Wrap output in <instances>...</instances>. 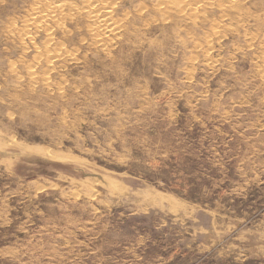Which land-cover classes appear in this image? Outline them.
Returning <instances> with one entry per match:
<instances>
[{
	"label": "rangeland",
	"instance_id": "1",
	"mask_svg": "<svg viewBox=\"0 0 264 264\" xmlns=\"http://www.w3.org/2000/svg\"><path fill=\"white\" fill-rule=\"evenodd\" d=\"M85 1L0 0V264H264V0Z\"/></svg>",
	"mask_w": 264,
	"mask_h": 264
},
{
	"label": "bare ground",
	"instance_id": "2",
	"mask_svg": "<svg viewBox=\"0 0 264 264\" xmlns=\"http://www.w3.org/2000/svg\"><path fill=\"white\" fill-rule=\"evenodd\" d=\"M94 0H89V1H85V2H88V3H86L85 4V6H84V10H85V12H86V14H85V16H84V18L85 19H87V21L88 22H90V24H91V26H90V28L88 29H86V30H88L89 31V33H90V35H92L93 37L92 38H98L97 40H99V39H103V38H106V37H108L109 35H111V34H115V30H117V29H119V28H121V25H122V23H119L120 21H118L117 19H114V18H109L110 16H109V13H110V11H108L107 10V13H105V14H102L101 12H99V8L100 7H98V5L96 4L97 2H93ZM102 1H104V0H102ZM202 1V8H205V6H207V3L208 2H214V4L216 3V5H217V7H220V9L223 11V12H227V14H224L223 15V17H228L229 15H231L232 14V12H234V10L235 9H240L241 7H240V0H201ZM244 1V0H243ZM98 2H101V1H99L98 0ZM104 2H106V1H104ZM185 0L183 1V0H159L158 1V5H160V6H162V5H168L167 7L169 8V10H171V11H174V12H176V14L177 15H179V16H181L182 18L184 17V16H187V13H188V18L190 19V17H191V14L193 15V14H195L194 13V11H196V10H198V8H196V7H190V6H187V8H186V5L187 4H185ZM189 2H190V0H189ZM263 2V1H262ZM103 3V2H102ZM107 3V2H106ZM209 3V4H210ZM242 3V2H241ZM82 4H84V1H83V3ZM104 4V3H103ZM107 4H109V3H107ZM155 4H156V2L154 3V6H155ZM208 4V5H209ZM259 4V3H258ZM33 5H34V7H38V6H40V5H47L46 7H44L43 9H42V11H40L41 9H40V7L38 8V10L37 9H33V13H32V11L31 12H29V13H32V16H34L33 18L31 17V18H29V19H27L28 21L30 20V22H26L25 23V25L27 26L28 25V27L30 26H34L35 28H40V26H42L43 27V32L45 33V37H47V40L49 41L50 39H51V37H50V32H51V30H53V29H55L56 28V30H62L64 27H63V25H62V21H63V19H71L72 17H71V14L70 13H68V12H65L64 11V9L61 7V6H59L58 4H53V3H50V2H48V0H33ZM48 5H51V6H48ZM102 5V4H101ZM153 5V4H152ZM174 7H173V6ZM198 5V4H197ZM210 5H213L212 3L210 4ZM262 5H264V3L262 4ZM82 6V5H81ZM105 6V5H104ZM153 6V7H154ZM164 6V7H165ZM193 6H195L194 4H193ZM199 6V5H198ZM30 7H32V4H30ZM106 7V6H105ZM105 7H103V5H102V7H101V9L103 8V9H105ZM167 7H165V8H167ZM200 7V6H199ZM213 7H215V6H213ZM33 8V7H32ZM31 8V9H32ZM109 8V7H108ZM155 8V7H154ZM207 8V7H206ZM243 8V7H242ZM254 8V7H253ZM40 9V10H39ZM200 10H202V9H200ZM216 10V9H215ZM80 11V10H79ZM78 11V12H79ZM203 11V10H202ZM206 11V10H205ZM217 11V10H216ZM247 11V10H246ZM162 13H163V11H162ZM197 13V12H196ZM200 13V12H199ZM198 13V14H199ZM206 13V12H205ZM237 13V12H236ZM235 13V14H236ZM243 13L245 14L246 12L245 11H243ZM164 14V13H163ZM218 14L220 15V14H223L222 12L221 13H219L218 12ZM240 14V13H239ZM248 14V13H247ZM30 15V14H29ZM81 15V14H80ZM176 15V16H177ZM199 15H201V14H199ZM204 15V14H203ZM218 15V16H219ZM233 15H234V13H233ZM237 15V14H236ZM243 15V14H242ZM75 16H77V14L75 15ZM82 16V15H81ZM194 16V15H193ZM240 16V15H239ZM245 16V15H244ZM252 16V15H251ZM250 16V17H251ZM25 17V16H24ZM78 17H79V15H78ZM161 17H163V15L161 16ZM164 17H165V15H164ZM236 17H238V15L236 16ZM26 18V17H25ZM180 18V17H179ZM192 18H194V17H192ZM259 18V17H258ZM196 19V18H195ZM27 20H25V21H27ZM181 20V19H180ZM256 20V19H255ZM12 21H13V19H12ZM24 23V22H23ZM23 23H22V25H23ZM89 24V23H88ZM264 25V24H263ZM16 26V25H15ZM9 27V26H8ZM27 27V28H28ZM33 27V28H34ZM219 27V26H218ZM217 27V28H218ZM15 28V27H14ZM26 28V29H27ZM34 28V29H35ZM216 28V29H217ZM42 29V28H41ZM10 29H8V31H9ZM22 30H25L24 29V27H23V29ZM21 29H20V31H22ZM37 30V29H36ZM40 30V29H39ZM19 31V32H20ZM7 32V31H6ZM62 32H64V30H62ZM23 33H25V31H23ZM28 33V32H27ZM53 33V32H52ZM60 33V32H59ZM22 35V34H21ZM63 35V34H62ZM256 35V34H255ZM14 36V35H13ZM24 36H26L25 34H24ZM207 36V35H206ZM243 36V35H242ZM23 37V36H22ZM208 37V36H207ZM214 38V37H213ZM31 39V38H30ZM29 40V39H28ZM96 40V39H95ZM96 40V41H97ZM97 42H99V41H97ZM47 44V43H46ZM206 44V43H205ZM211 44V43H210ZM250 45V44H249ZM51 46L49 45V43H48V45H46V47H45V53L46 52H49V53H52V58H50V60H47L46 61V63H45V65H46V67H47V69H49V70H56L57 69V67H58V63H59V60H60V58H62L61 57V55L62 54H64V53H62V52H60V51H62V50H60V47H59V45H55V47H56V50H54V49H51L50 48ZM62 47V46H61ZM66 51H68V50H66ZM42 52V51H41ZM64 52V51H63ZM62 53V54H61ZM69 53V52H68ZM75 53V52H74ZM264 54V53H263ZM262 54V55H263ZM69 55V54H68ZM43 56V55H42ZM49 56V55H48ZM65 56H66V54H65ZM50 57V56H49ZM67 57V56H66ZM262 57V56H261ZM264 58V57H263ZM65 59V58H64ZM66 61H68V59H65ZM264 60V59H263ZM61 65H62V63H61ZM29 71V70H28ZM33 72V71H32ZM33 75H34V73H31V77L30 78H33ZM259 78H260V76H259ZM261 79V78H260ZM262 79H263V81H264V74L262 75ZM33 81V80H32ZM44 82H46L45 80H43ZM264 83V82H263ZM62 91V90H61ZM58 92V91H57ZM1 155H3V153H1L0 152V156Z\"/></svg>",
	"mask_w": 264,
	"mask_h": 264
}]
</instances>
